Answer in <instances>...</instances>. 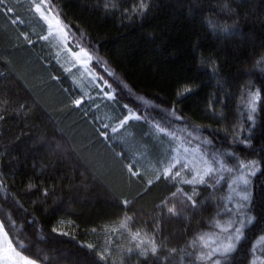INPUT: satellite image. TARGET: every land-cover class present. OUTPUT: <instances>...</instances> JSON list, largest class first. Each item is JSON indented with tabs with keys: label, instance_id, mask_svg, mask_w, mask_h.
<instances>
[{
	"label": "trees",
	"instance_id": "trees-1",
	"mask_svg": "<svg viewBox=\"0 0 264 264\" xmlns=\"http://www.w3.org/2000/svg\"><path fill=\"white\" fill-rule=\"evenodd\" d=\"M36 5L89 54L99 84L81 88ZM0 9V223L28 246L22 255L264 264V0H4ZM179 137L210 160L204 183H185L194 173L174 155ZM240 173L245 195L232 191ZM241 222L251 223L232 252L202 255Z\"/></svg>",
	"mask_w": 264,
	"mask_h": 264
},
{
	"label": "rangeland",
	"instance_id": "rangeland-1",
	"mask_svg": "<svg viewBox=\"0 0 264 264\" xmlns=\"http://www.w3.org/2000/svg\"><path fill=\"white\" fill-rule=\"evenodd\" d=\"M42 17L45 19L49 26V37L54 40L55 44L58 47V54L63 60V62L67 66H71L72 68H77L76 71V80H81L80 86L82 89H85V85L83 84V80L86 83L97 85L99 84V79L97 75L94 73V71L91 69L90 66V60H88V57H85L83 53L80 52L81 49H75L69 44V39L67 37L66 32L61 27L60 23L51 15V13L47 12L45 8L43 9L40 5V12ZM76 53H80L79 56L75 55ZM87 61L86 63H84ZM102 91H107L104 84H101ZM108 92V91H107ZM106 93V92H105ZM108 95H111V93H108ZM131 117H137L135 113L131 114ZM174 155L177 158V160L181 161H187L194 173V177L196 179H200L201 177H204L208 172L212 170V165L210 164V160L206 158V156L199 151L197 147H190L186 143H184V140L182 137H179V140L177 142V146L174 150ZM222 166L221 168H224L223 162L220 163ZM245 170V169H244ZM248 179L245 178L244 173H240L235 177L234 187L232 188V191L236 194L239 193L240 195H245L244 189L245 184L243 181ZM1 224V223H0ZM228 230L231 228L230 225L226 224V226L223 227V229ZM228 228V229H227ZM231 236H227L226 238H221L220 236L217 238H209L208 241H206V249L208 250L204 251L202 253L203 256L206 258H209L211 256H216L221 254L220 252H215L212 255H209L210 253H213L216 248L222 247L223 245H226L228 243H235L234 240H230ZM2 233H0V240H2ZM30 259V258H29ZM32 260V259H31ZM35 261V260H34ZM35 264H41L37 261H35ZM212 264V263H210ZM213 264H218L213 263Z\"/></svg>",
	"mask_w": 264,
	"mask_h": 264
},
{
	"label": "snow or ice",
	"instance_id": "snow-or-ice-1",
	"mask_svg": "<svg viewBox=\"0 0 264 264\" xmlns=\"http://www.w3.org/2000/svg\"><path fill=\"white\" fill-rule=\"evenodd\" d=\"M4 4V0H0V5ZM146 5L142 6L141 8V12H143L146 9ZM2 10V9H0ZM14 10L12 8H8L7 9V13H12ZM36 11L40 12V5H36ZM134 12L136 11L135 9L133 10ZM45 19H47V17H45ZM13 23H15V21H13ZM45 39H47V37H45ZM29 43H32V41H29ZM81 53H83V55L85 57H88V60H91V57L89 56V54L84 51L83 49L80 50ZM75 55L79 56L80 53H76ZM87 61H85L84 63H86ZM190 91V90H189ZM82 103L81 99H77L75 101V104L77 106H79ZM255 103V100H253V104ZM253 111H255V108L253 107L252 109ZM0 119H2V117H0ZM177 119H181L179 117H177ZM127 121H121V125H123L124 123H126ZM117 129L113 128L112 132H116ZM162 131V130H161ZM103 134V133H102ZM229 155L234 156V154L229 153ZM129 171L131 173V175L133 177H136L139 175L138 172L132 171V167H129ZM165 177H167L168 173L165 172L164 173ZM177 175H179V173H177ZM160 177L157 176V179H159ZM204 183L203 178L201 177L199 181H197V179L194 177L192 180L189 181H185V183L188 184H194V183ZM245 184H247V180L243 181ZM153 183V181L149 180L148 184L151 185ZM190 199V198H189ZM243 199L245 201H247L248 197L245 196L243 197ZM125 205H127L129 202L128 201H124L123 202ZM171 211V210H170ZM251 222H248V224H245L244 222H241V227L240 228H236L234 231L236 233V235L233 237H230L229 239H235V241L240 242L242 240V236L240 235V233L242 232L243 228L250 226ZM9 230H5L3 225L0 224V233H2V240H0V264H35L34 260L29 259V257L22 255V252L27 251L28 250V246L23 244L19 239H17L15 237V235H13L12 237H9ZM53 231H56V229H53ZM66 234V233H65ZM135 239V237H133ZM15 241V242H14ZM87 247L91 248V245H88ZM19 249V250H18ZM235 249V245L233 243H228L226 245H223L222 247L216 248L214 250L213 253H210L209 255L214 254L215 252H220L221 254H227L232 252ZM153 253L156 251L155 247L152 248ZM202 259H204L205 257H201ZM100 259H103V257H101Z\"/></svg>",
	"mask_w": 264,
	"mask_h": 264
}]
</instances>
